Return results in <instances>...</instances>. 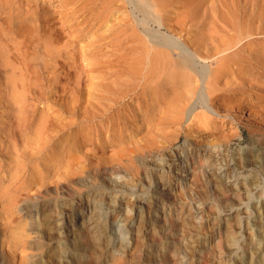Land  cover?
I'll return each instance as SVG.
<instances>
[{
	"label": "rangeland",
	"instance_id": "rangeland-1",
	"mask_svg": "<svg viewBox=\"0 0 264 264\" xmlns=\"http://www.w3.org/2000/svg\"><path fill=\"white\" fill-rule=\"evenodd\" d=\"M69 4L0 0V264H246L253 250L264 264L255 214L264 207V171L236 160L264 135L256 128L264 111L258 118L224 100L237 76L220 78L209 109L196 104L180 123L162 118L155 90L101 101L120 53L105 45L107 25L86 27L80 1ZM258 37L251 44H264ZM252 82L264 91V75ZM243 180L251 193L239 202L230 185ZM78 199V216L57 233L34 225L38 210ZM237 213L248 227L235 228L230 245L225 227ZM101 220L107 240L89 254L82 236L93 239Z\"/></svg>",
	"mask_w": 264,
	"mask_h": 264
},
{
	"label": "bare ground",
	"instance_id": "bare-ground-1",
	"mask_svg": "<svg viewBox=\"0 0 264 264\" xmlns=\"http://www.w3.org/2000/svg\"><path fill=\"white\" fill-rule=\"evenodd\" d=\"M67 1L69 5L80 1L79 10H83L86 16L90 17L86 27L92 29L107 25L106 31L109 33L105 37H112L105 42V45L111 46L113 53H120L116 59L114 58L117 63L116 69L111 68L112 70L107 73L111 80L107 79L109 82L103 85L104 91L108 94L101 97V101L102 99L105 102L112 101V96H118L125 90L135 91L137 87L143 91L145 89L155 90L154 92L157 93L155 105L158 112H161L162 118H165L166 113H171V116L167 117L171 120L170 122L180 123L182 119L184 121L190 115L196 104L206 110L209 109L211 96L217 91L216 84L220 78L230 76L233 79L237 76L240 82L238 81L237 85L226 90L228 91L226 94L221 95L225 98L224 100L237 104L238 110H242L243 107L248 111L252 110L251 112L255 115H258L257 112L264 111V91L256 90L253 85L249 86L253 83L252 79L255 76L264 75V44L256 42L253 43L255 46H251L254 38H259L258 36L264 38V0ZM120 11L122 17H118ZM250 47L255 48L248 51L247 48ZM218 54L220 56L215 59V62L208 63ZM212 63L214 66L211 67ZM124 76L128 79L125 80ZM145 82L149 84L143 85L142 83ZM247 82L250 83L247 84ZM247 89L253 90L248 92ZM103 107V109L106 108ZM205 113L203 112L204 116ZM94 117L90 116L88 120ZM197 119L198 117L194 115L191 122ZM247 124L253 129V124L249 119ZM256 128L264 132L263 125L256 126ZM261 136L250 140L245 152L236 154L237 163L244 166L254 163L264 171V135ZM213 155L214 159H218L217 152ZM221 184L226 187L224 183ZM230 186H235L231 188L235 189V196L240 202L248 196L252 181L243 180ZM99 194L106 195L105 189H101ZM74 202H63L55 209L52 205L56 204L50 203L51 209L38 210L39 215L34 225L39 227L42 224V229L45 231L49 229L51 233H57L60 229L59 224L66 226L70 218L78 216L75 213L78 208L75 206H81L82 200L78 199ZM26 208L30 209L31 206H26ZM256 211L255 214L261 215L264 225V207L258 206ZM238 214L240 213L234 217L235 223L233 221L226 223L227 243L230 245L232 238L235 241V228L244 224L241 218L237 217ZM95 221L94 218L93 222ZM244 225L248 227L247 222ZM244 225L242 227L245 228ZM107 227L106 222L101 220L93 227L96 228L93 239H88L85 234L82 236L89 254L94 253L96 247L104 239L107 240ZM106 245H108L107 241ZM52 249L56 256L61 255L64 250L58 239ZM255 253L256 250L249 252L246 264L255 262Z\"/></svg>",
	"mask_w": 264,
	"mask_h": 264
}]
</instances>
